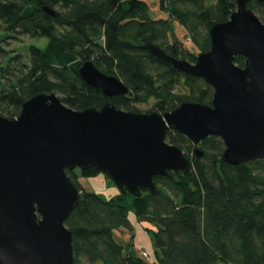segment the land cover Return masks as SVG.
I'll return each instance as SVG.
<instances>
[{"label": "trees", "instance_id": "1", "mask_svg": "<svg viewBox=\"0 0 264 264\" xmlns=\"http://www.w3.org/2000/svg\"><path fill=\"white\" fill-rule=\"evenodd\" d=\"M158 1L168 17L155 18L147 0H0V41L25 36L47 42L28 46L29 63L12 66L16 57L0 61V115L17 117L22 104L40 92H56L76 110L112 101L137 112L135 105L151 98L164 112L183 102L212 104L213 89L202 78L139 45L155 43L171 56L195 62L211 47L210 27L229 19L236 0ZM248 5L264 22V1ZM173 20L198 53L177 37ZM87 60L117 76L128 93L107 97L89 85L79 73ZM235 62L244 66L245 57L237 55ZM166 139L184 151L191 168L156 176L157 194L120 191L103 198L79 181L99 173L97 168L66 170L82 192L66 220L75 264H264V159L229 164L221 158L223 141L214 135L199 144L201 157L195 152L199 145L185 135L169 130ZM129 211L154 226L157 261L114 239L115 229L132 230Z\"/></svg>", "mask_w": 264, "mask_h": 264}, {"label": "water", "instance_id": "2", "mask_svg": "<svg viewBox=\"0 0 264 264\" xmlns=\"http://www.w3.org/2000/svg\"><path fill=\"white\" fill-rule=\"evenodd\" d=\"M250 1L236 0L229 19L210 27L211 47L195 62L155 43L139 45L202 78L213 89L212 104L183 102L164 113H143L109 101L76 110L56 92H40L22 104L17 117L0 115V264H75L66 220L82 192L67 169L95 167L121 192L157 194L156 176L191 168L184 151L166 139L169 130L195 145L219 137L225 146L221 158L232 165L264 159V22ZM44 10L56 15L50 6ZM237 55L245 57L244 66L235 62ZM79 73L107 97L129 91L93 60ZM195 151L203 156L199 146Z\"/></svg>", "mask_w": 264, "mask_h": 264}, {"label": "rangeland", "instance_id": "3", "mask_svg": "<svg viewBox=\"0 0 264 264\" xmlns=\"http://www.w3.org/2000/svg\"><path fill=\"white\" fill-rule=\"evenodd\" d=\"M147 2L150 5L151 12L155 18L168 17V14L160 9L158 0H147ZM173 26L175 28L177 37L183 41L185 46L191 51L198 53V49H196L192 42L186 38V31L183 29V27L174 20ZM46 43V40L43 38L32 39L25 36L20 37L19 39L5 38L3 41H0V61L3 62L9 57H16L12 61V66H16L18 62L29 63L28 46L35 44L37 46L44 47ZM58 96L60 97V94H58ZM157 103L158 102L155 99L151 98L145 102L137 103L135 106L137 112L144 113L156 111L159 113H164L163 110L157 107ZM80 178H84L82 182H84V188L86 190L94 192L103 198L115 196L120 192V189L115 185L111 178L103 172L99 171V173L89 177H79V181ZM128 216L133 225L132 230L115 229L113 231L114 239L124 247L131 243L132 249H134V251L139 255L142 251L147 252L149 257H143L145 260L149 262L157 261L158 249L155 244L153 232L150 230L151 228L154 229V226L148 221L140 220L135 215L134 211H129Z\"/></svg>", "mask_w": 264, "mask_h": 264}, {"label": "built area", "instance_id": "4", "mask_svg": "<svg viewBox=\"0 0 264 264\" xmlns=\"http://www.w3.org/2000/svg\"><path fill=\"white\" fill-rule=\"evenodd\" d=\"M140 255L142 257H144V258H148L149 257V254H147V252H145V251H142Z\"/></svg>", "mask_w": 264, "mask_h": 264}, {"label": "crops", "instance_id": "5", "mask_svg": "<svg viewBox=\"0 0 264 264\" xmlns=\"http://www.w3.org/2000/svg\"><path fill=\"white\" fill-rule=\"evenodd\" d=\"M84 179V178H83ZM83 179L82 178H80V181H81V183L83 184V186H84V182H82L83 181ZM85 187V186H84Z\"/></svg>", "mask_w": 264, "mask_h": 264}, {"label": "flooded vegetation", "instance_id": "6", "mask_svg": "<svg viewBox=\"0 0 264 264\" xmlns=\"http://www.w3.org/2000/svg\"><path fill=\"white\" fill-rule=\"evenodd\" d=\"M195 147H197V146H195ZM199 147H200V145H199ZM196 152V151H195Z\"/></svg>", "mask_w": 264, "mask_h": 264}]
</instances>
